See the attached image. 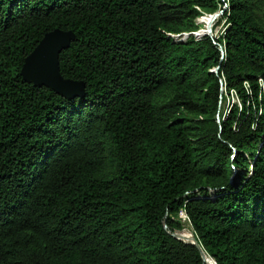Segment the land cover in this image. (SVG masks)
Returning a JSON list of instances; mask_svg holds the SVG:
<instances>
[{
  "label": "trees",
  "instance_id": "16d2710c",
  "mask_svg": "<svg viewBox=\"0 0 264 264\" xmlns=\"http://www.w3.org/2000/svg\"><path fill=\"white\" fill-rule=\"evenodd\" d=\"M221 11L219 36L191 35ZM262 12L0 0V264H264ZM57 29L75 33L60 69L84 98L21 75Z\"/></svg>",
  "mask_w": 264,
  "mask_h": 264
},
{
  "label": "water",
  "instance_id": "95a60500",
  "mask_svg": "<svg viewBox=\"0 0 264 264\" xmlns=\"http://www.w3.org/2000/svg\"><path fill=\"white\" fill-rule=\"evenodd\" d=\"M223 11L209 15L211 20L206 27V30H200L191 35L200 38L207 35L214 38L213 22H215ZM201 33V34H199ZM189 34L187 35V37ZM176 38L183 39L181 36ZM76 40L75 33L72 31H63L60 29L47 33L35 50L26 58L23 65L21 75L25 82L34 84L39 88H47L55 92L57 95L68 100L84 98L85 83L66 79L61 74L60 69V55L62 52L68 50L72 43ZM219 71V67L215 69V73ZM167 226L165 225V228ZM193 234V233H192ZM172 236L185 243L192 244L198 248L204 261L207 263L209 257L203 250L202 246L198 243L194 234L191 240L186 238L183 231H177ZM207 256V257H206ZM215 264H217L211 257H209Z\"/></svg>",
  "mask_w": 264,
  "mask_h": 264
},
{
  "label": "rangeland",
  "instance_id": "374dc122",
  "mask_svg": "<svg viewBox=\"0 0 264 264\" xmlns=\"http://www.w3.org/2000/svg\"><path fill=\"white\" fill-rule=\"evenodd\" d=\"M223 15V14H222ZM222 15L213 23V34L215 35V36H219L222 32H223V30H224V28H225V21H221V20H219L221 17H222ZM204 17H206V16H203V17H201L200 19H198V24H200V25H203L204 26V28L202 29V30H204L205 29V25L204 24H202V23H200V20L201 19H203ZM259 19H260V21H261V23H262V25H263V27H264V12H262L261 13V15H259ZM219 21L221 22V23H219ZM207 22H209V17L207 18ZM200 34V33H199ZM235 102H237V99L235 98ZM231 102H233V99L231 98ZM185 225V224H184ZM184 228H190V230L192 231V229H191V225H190V223H187V225H185L184 226ZM183 228V229H184Z\"/></svg>",
  "mask_w": 264,
  "mask_h": 264
},
{
  "label": "built area",
  "instance_id": "2783aa9c",
  "mask_svg": "<svg viewBox=\"0 0 264 264\" xmlns=\"http://www.w3.org/2000/svg\"><path fill=\"white\" fill-rule=\"evenodd\" d=\"M226 7H227V5H226ZM187 35L188 34H186V33L182 34L181 38L185 39L187 37ZM173 37H176V36H173ZM231 98L233 99V102L236 101L235 98L237 99V102H239L238 97L234 91H231ZM179 218H181V219L184 218V219H187V221H188V217H187V214L185 211L180 212Z\"/></svg>",
  "mask_w": 264,
  "mask_h": 264
},
{
  "label": "bare ground",
  "instance_id": "6f19581e",
  "mask_svg": "<svg viewBox=\"0 0 264 264\" xmlns=\"http://www.w3.org/2000/svg\"><path fill=\"white\" fill-rule=\"evenodd\" d=\"M210 20H211V18L209 17V22H210ZM209 22H208V24H209ZM183 231V230H182ZM183 233H184V231H183ZM185 234V233H184Z\"/></svg>",
  "mask_w": 264,
  "mask_h": 264
}]
</instances>
